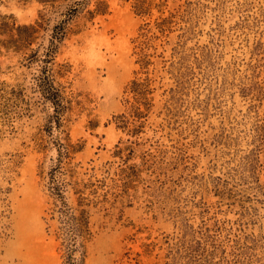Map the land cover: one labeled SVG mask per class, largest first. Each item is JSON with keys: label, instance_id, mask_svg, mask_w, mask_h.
Segmentation results:
<instances>
[{"label": "rangeland", "instance_id": "1", "mask_svg": "<svg viewBox=\"0 0 264 264\" xmlns=\"http://www.w3.org/2000/svg\"><path fill=\"white\" fill-rule=\"evenodd\" d=\"M143 1L146 14L135 0H0V82L29 85L32 98L0 134V264L63 262L46 221L51 109L31 92L39 66L28 58L72 7L56 59L73 95L66 125L78 172L101 186L86 264H264V0ZM43 15L31 47H5ZM141 41L156 91L133 135L115 117L136 73L146 77Z\"/></svg>", "mask_w": 264, "mask_h": 264}, {"label": "trees", "instance_id": "2", "mask_svg": "<svg viewBox=\"0 0 264 264\" xmlns=\"http://www.w3.org/2000/svg\"><path fill=\"white\" fill-rule=\"evenodd\" d=\"M43 3H54L57 0H40ZM68 0H63L67 4ZM150 4L143 0H135V10L138 14H146ZM78 9L69 8L65 18L51 29L49 44L44 47V54L39 55V50H32L29 55V67L37 64L39 68L33 76L31 92L39 97V102L51 112L47 115L46 131L51 137V143L57 148L58 157L48 175L47 190L51 199V207L48 211L47 232L58 243V250L62 255V264H86L88 244L95 233L91 225V207L98 203L99 184L86 181L78 172V165L73 163V154L79 151V146L73 144L67 129L66 114L72 109L73 95L69 87L63 82L69 72L68 65L57 63V55L60 45L67 38L71 21ZM98 14H106L105 9H98ZM50 19L47 16L31 25L20 28L18 37L11 44H5L7 48H13L17 52L27 49L38 39L41 28L48 29ZM167 19L163 20L164 24ZM145 35V34H144ZM143 42L138 45L140 51L137 63L141 65V74L146 77H136L127 85L125 103L127 110L117 115L118 127L127 130L129 134L140 135L146 124V120L154 106V79L150 75L152 62L150 55L144 53ZM29 85L18 83L10 85L0 82V134L8 128L13 131L15 119L22 117L31 111V99L27 98ZM25 103L27 108L19 110V104ZM26 109V110H25ZM26 111V112H24ZM48 144H42L46 149ZM99 181V180H98ZM100 187H99V186ZM264 195V187H260ZM73 193L76 199L74 205L69 198Z\"/></svg>", "mask_w": 264, "mask_h": 264}]
</instances>
